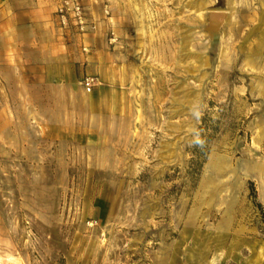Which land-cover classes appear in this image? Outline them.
Wrapping results in <instances>:
<instances>
[{"label":"rangeland","instance_id":"rangeland-1","mask_svg":"<svg viewBox=\"0 0 264 264\" xmlns=\"http://www.w3.org/2000/svg\"><path fill=\"white\" fill-rule=\"evenodd\" d=\"M83 3L73 85L0 54V264H264V0Z\"/></svg>","mask_w":264,"mask_h":264},{"label":"crops","instance_id":"crops-1","mask_svg":"<svg viewBox=\"0 0 264 264\" xmlns=\"http://www.w3.org/2000/svg\"><path fill=\"white\" fill-rule=\"evenodd\" d=\"M60 0H0V54L13 61L26 52V85H73L74 66L96 55L82 52L79 37H66L55 15ZM74 39L69 42V39ZM26 46V47H25ZM6 68H22L18 64ZM2 68V67H0ZM106 69H104L105 71Z\"/></svg>","mask_w":264,"mask_h":264},{"label":"built area","instance_id":"built-area-1","mask_svg":"<svg viewBox=\"0 0 264 264\" xmlns=\"http://www.w3.org/2000/svg\"><path fill=\"white\" fill-rule=\"evenodd\" d=\"M57 16L60 26L64 28L75 25L80 31H84L88 26L83 0H62L57 8ZM81 83L88 92H91L99 84V79L93 75H86Z\"/></svg>","mask_w":264,"mask_h":264},{"label":"trees","instance_id":"trees-1","mask_svg":"<svg viewBox=\"0 0 264 264\" xmlns=\"http://www.w3.org/2000/svg\"><path fill=\"white\" fill-rule=\"evenodd\" d=\"M205 119V118H204ZM201 129V139L198 141H195L194 148L192 151V154L194 157L192 158V164L195 165L194 169L200 170V167L202 166L207 154H208V137L204 134V130L209 131L210 127L209 125L205 124L204 120L202 125L200 126ZM212 129V128H211ZM215 129V128H214ZM194 167V166H193ZM252 187H254V183L250 182ZM258 205L262 207V204L258 202Z\"/></svg>","mask_w":264,"mask_h":264}]
</instances>
